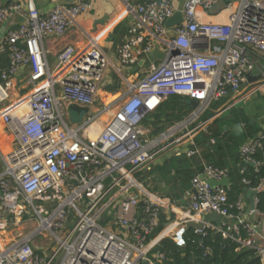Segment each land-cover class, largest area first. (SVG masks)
I'll return each mask as SVG.
<instances>
[{"label":"built area","instance_id":"2783aa9c","mask_svg":"<svg viewBox=\"0 0 264 264\" xmlns=\"http://www.w3.org/2000/svg\"><path fill=\"white\" fill-rule=\"evenodd\" d=\"M56 1L43 14L28 0L26 21L8 30L0 51L9 62L6 69L0 66V232L32 219L38 223L28 235L16 232L0 249V264H53L59 254L58 264H154V256L164 257L152 256L160 239L184 244L188 224L210 213L229 223L206 224L197 233L205 236L212 229L237 243V251H255L264 263V235L257 219L264 213L251 210L250 222L242 199L236 205L239 214L233 213L230 180L227 187L210 184L229 179L228 169L204 163L191 180L189 210L154 239L149 238L159 228L163 211L174 208L139 177L169 151L198 156L196 135L218 113L264 87V66L258 73L255 60L264 58V0H185L181 9L180 0H126L132 22L116 53L118 66L101 47V37L84 31L86 44L63 47L53 69L44 40L64 38L92 8V0ZM220 4L226 7L211 14ZM21 10L18 3L0 6V27ZM178 11L183 22L168 28L167 21ZM220 15L226 21H206ZM157 48L164 59L150 62L148 54ZM143 60L147 62L141 66ZM110 70L122 84L108 78ZM20 74L23 89L16 94ZM258 76L261 80H250ZM114 85L122 93L108 101L104 90ZM173 96L199 106L155 135L144 123ZM223 99L217 115L201 122L211 105ZM71 105L88 109L80 126L68 122ZM3 144L14 148L4 155ZM258 149L264 156V131L241 146L242 163L259 167L261 162L254 159ZM254 201L257 207V195ZM40 236L55 240L57 249L40 253L34 247Z\"/></svg>","mask_w":264,"mask_h":264},{"label":"trees","instance_id":"16d2710c","mask_svg":"<svg viewBox=\"0 0 264 264\" xmlns=\"http://www.w3.org/2000/svg\"><path fill=\"white\" fill-rule=\"evenodd\" d=\"M7 63V59H5ZM226 100H220L211 105L203 119L214 117ZM192 108L184 103L179 96H173L165 101L146 123L153 125L154 133L160 134L166 131L173 122L184 119L191 113ZM236 124H242L246 137L239 141L232 135V128ZM263 132L261 124L252 123L242 109H232L227 115L217 117L206 129L199 132L195 142L201 154L187 158L185 156L173 157L162 167L155 170L163 178H167L172 171L180 180L184 190H189L192 178L203 170L204 163L213 164L229 170L230 186L228 191L229 203L233 206L232 212L239 214L237 204L246 190H258V210L264 213V156L258 149L254 159L261 162L259 167L253 164L242 163L240 149L249 139L257 137ZM212 140L215 143H212ZM246 179L249 183L245 184ZM165 228V222L161 219L159 228L150 236L155 238ZM184 244H178L173 238L166 237L153 250L152 256L163 254V259L154 258V264H264L261 257L250 249L237 251L239 245L223 237L222 234L212 229L205 230V236H201L193 228H187L183 236Z\"/></svg>","mask_w":264,"mask_h":264},{"label":"crops","instance_id":"0c3cea01","mask_svg":"<svg viewBox=\"0 0 264 264\" xmlns=\"http://www.w3.org/2000/svg\"><path fill=\"white\" fill-rule=\"evenodd\" d=\"M33 1L37 9L43 14L51 11L54 8L55 4L58 2L56 0H33ZM125 1L126 0H92L91 10L79 17L77 25L71 27L64 38L58 39L56 37H47L44 40V47L47 51V57L50 66L53 69L56 67L58 54L63 47L67 45H71L80 48L86 44L87 39H86V35L84 34V31H86L90 35H98L101 37V47L108 55L111 62L116 66H118L119 65L118 57L116 53L118 47L122 43L123 37L126 35L132 22V18L125 11L126 10ZM128 1H130L131 3H137L141 0H128ZM63 2L70 4L73 1L63 0ZM12 3H18L22 5L23 10L27 12L28 0H0V6H5ZM16 21H18V18H15L11 21L9 19L7 22L4 23L2 27H0V51L5 49L3 43L6 38V34L8 32V27H10L11 24ZM206 21L224 22L226 21V16L225 15L207 16ZM119 26H120V30L118 34H114L115 30ZM5 59H7V54L3 52L0 56V66L6 69L9 66V62L7 59V63H5L6 62L4 61ZM255 60L258 62L260 67L258 73H261L262 72L261 67L264 66V58L261 56H256ZM111 71L115 74L114 70H110L108 74V78L112 81H115L112 78L113 74H111ZM21 74L17 76L15 80L16 87L14 89H16L15 91L16 94L19 93L18 91H20L21 88L23 89ZM116 83L122 84L119 76L117 81L115 82V85ZM115 85L112 87H107L106 90H104L105 93L109 92L110 95H112V92L114 94L116 93V95L122 93L121 89L120 91L117 90L118 88ZM24 92L26 91H23L22 93ZM185 101L186 99L183 100L184 103ZM235 108L242 109L245 115L252 121V123L261 124L262 127L264 128V87L258 90L257 92L248 95L243 102L236 104L232 109ZM232 109L223 111L222 113L217 112L218 113L217 117H220L221 115L223 116L227 115V113L230 112ZM204 115L201 117L200 120L201 122L208 120V119L205 120L203 119ZM216 118H214L211 122H209V124H207V126L202 131H206L208 126ZM5 140L8 141L7 138ZM6 145L8 144L2 145L3 148L2 151H6V147H7ZM200 154H201V149H200ZM182 156L187 157L186 155H182ZM173 157H180V155H177L175 152L173 153V151H169L168 153L163 154L150 166L149 169L143 171L139 176L141 181L144 184L146 183V185L150 188L152 193L160 197H165L171 201L172 207L174 209H172L169 212L168 210L163 211V214L161 216V219H163V221L165 222V228L169 227L174 221L178 219L179 220L182 219L190 208V196L188 193L189 191L192 190L191 182H189L190 189L184 190V187L179 180L182 178V176L176 177L175 172L172 171V173L169 176H167V178H163V176L159 172H156L155 170L157 167H162ZM3 169L4 166L2 167L0 173H2ZM255 196L256 193L253 190H246L242 195L241 199L244 202L243 214L245 216L250 213L251 210H250L249 202L251 200H254ZM248 217L251 218L250 215H248ZM257 219L261 223L260 232L261 234L264 235V216H258ZM162 233L163 232L159 233L155 238H160ZM184 234L185 232L183 233V235ZM12 235L13 232H9V230L6 233L0 232V245H1L0 249L5 247V245H3L1 242L4 243L6 241H11L13 239L11 238Z\"/></svg>","mask_w":264,"mask_h":264},{"label":"water","instance_id":"95a60500","mask_svg":"<svg viewBox=\"0 0 264 264\" xmlns=\"http://www.w3.org/2000/svg\"><path fill=\"white\" fill-rule=\"evenodd\" d=\"M72 1H73L72 3H75L78 0H72ZM184 2H185V0H180L179 1V8L180 9L183 7ZM20 16H21V18H20ZM15 18H18V21L12 23L11 26L8 27V30H10V29H12L14 27H17V26L21 25L22 23H24L26 21V18H27V12H25L24 10H21L19 13L15 14L10 19V21L15 19ZM183 20H184V18H183L182 12L178 11L172 18H170L167 21L166 26L168 28H174V27L180 25L183 22ZM119 30H120V26L117 27V29L115 30L114 34H118ZM163 59H164V54L158 48L148 54V60L150 62H157V61H160V60H163ZM146 62H147L146 60H143L140 63V65L144 66ZM261 78H262V76L251 77L250 80L251 81H258V80H261ZM185 103L188 104L194 110L197 109L198 106H199V102H197L195 100L187 99L185 101ZM68 110H69V112H76L79 115L87 114V112H88L87 108H81V107H78L76 105H71ZM232 135L234 136L235 139H237L239 141L243 140L246 137V132H245V129H244L243 125L242 124H236L232 128ZM210 184H211L212 187H217V186L227 187L229 185V179L225 178L222 181H210ZM193 192L195 193L196 191L193 190ZM249 204H250V210H255L257 208L254 200H251L249 202ZM142 205H143V203H142ZM249 221L253 222V218L252 217L249 218ZM210 223L211 224H215L218 227H222L225 224H228L229 221L227 219L223 218L219 214L210 213V214L205 215L203 217V221H201L199 223H196V222L189 223L188 224V228L203 230L205 228V225L206 224H210ZM154 258H156V257L154 256ZM143 264H149V260H144Z\"/></svg>","mask_w":264,"mask_h":264},{"label":"rangeland","instance_id":"374dc122","mask_svg":"<svg viewBox=\"0 0 264 264\" xmlns=\"http://www.w3.org/2000/svg\"><path fill=\"white\" fill-rule=\"evenodd\" d=\"M226 6H225V4H220V5H218V6H216V7H214L213 9H211L210 10V13L211 14H216V13H219L221 10H223L224 8H225ZM149 65V64H148ZM147 65V66H148ZM111 74H113L112 75V78H113V80H115V82L117 81V79H118V75H116V74H114L112 71H111ZM141 76H143L142 74H141ZM116 93L114 94L113 92H112V95H110V93H109V95H108V101H112L114 98H116ZM180 98V97H179ZM181 100L183 101V100H185L183 97H181ZM211 110V107H210V109L208 110V111H210ZM193 112V109L191 110V113ZM190 113V114H191ZM189 114V115H190ZM188 115V116H189ZM86 114H82V115H79L78 113H76V112H69L68 113V116H67V119H68V122L70 123V125H73V126H80V125H82L84 122H85V120H86ZM187 116V117H188ZM187 117H185L184 119H186ZM183 120V119H182ZM179 121H181V120H179ZM144 125L145 126H147V127H150V126H152L153 127V125L152 124H150V123H144ZM170 127V126H169ZM155 135H158V134H155ZM7 147H6V151H4V155H7L8 153H10V151L14 148V145H12V144H8V145H6ZM174 153V152H173ZM4 166V163H3V161H2V159H1V157H0V171L2 170V167ZM145 186H146V188L149 190V191H151L150 190V188L146 185V183H145ZM37 226H38V223H37V221L35 220V219H32V220H30V221H27V222H25L24 224H22V225H20V226H14V227H10V230H9V232H13V235H12V237L11 238H13L14 236H16V232H20L21 234H23V235H28V234H30L33 230H35L36 228H37ZM3 245H6V244H9V243H11L10 241H6V242H1ZM0 247H1V245H0ZM34 247L36 248V249H38L39 250V252L40 253H43V251H44V249H51V250H53V251H55L56 249H57V247H58V244H57V242L55 241V240H53L52 238L50 239V237H48V238H43V237H39L38 239H36L35 240V242H34ZM61 256H62V254H59L57 257H56V259L54 260V262H53V264H58V262H59V260H60V258H61Z\"/></svg>","mask_w":264,"mask_h":264}]
</instances>
